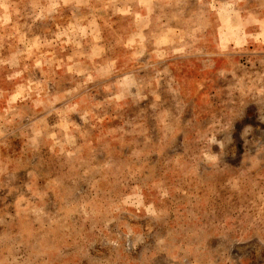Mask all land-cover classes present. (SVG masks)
I'll return each instance as SVG.
<instances>
[{
  "label": "rangeland",
  "instance_id": "rangeland-1",
  "mask_svg": "<svg viewBox=\"0 0 264 264\" xmlns=\"http://www.w3.org/2000/svg\"><path fill=\"white\" fill-rule=\"evenodd\" d=\"M0 264H264V0H0Z\"/></svg>",
  "mask_w": 264,
  "mask_h": 264
}]
</instances>
